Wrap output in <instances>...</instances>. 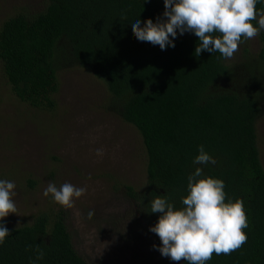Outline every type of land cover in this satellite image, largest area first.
<instances>
[{
  "label": "trees",
  "instance_id": "1",
  "mask_svg": "<svg viewBox=\"0 0 264 264\" xmlns=\"http://www.w3.org/2000/svg\"><path fill=\"white\" fill-rule=\"evenodd\" d=\"M256 8L264 11V3ZM163 11V0H49L45 11L3 24L5 76L19 100L53 111L59 70L78 65L93 73L111 94L113 111L142 136L148 185L127 187L125 194L147 230L159 216L149 213L152 197L167 195L182 208L187 176L201 167L205 176L224 181L226 202L243 201L248 221L246 242L230 254L213 253L206 264H264V167L257 134L264 115V31L258 57L246 55L234 66L219 52L195 56L199 41L191 33H178L175 47L166 50L138 41L131 18L155 22ZM199 145L214 165L192 163ZM5 225L11 236L0 245V264H91L75 250L63 212L42 213L29 226ZM38 251L42 259H36ZM157 256L155 264H188L158 250Z\"/></svg>",
  "mask_w": 264,
  "mask_h": 264
},
{
  "label": "rangeland",
  "instance_id": "2",
  "mask_svg": "<svg viewBox=\"0 0 264 264\" xmlns=\"http://www.w3.org/2000/svg\"><path fill=\"white\" fill-rule=\"evenodd\" d=\"M48 4L0 0V31L9 19L35 16ZM261 47L259 32L240 43L227 64L239 65L246 55L256 59ZM58 83L53 111L32 108L15 96L0 61V179L12 181L17 193V213L4 222L20 228L42 213L63 212L74 248L87 262L155 264L156 243L125 194L127 187L139 191L148 185L140 132L113 111L106 85L90 71L78 65L59 70ZM257 134L264 167V115ZM49 182L57 188L71 183L86 192L66 208L51 194L43 195Z\"/></svg>",
  "mask_w": 264,
  "mask_h": 264
},
{
  "label": "clouds",
  "instance_id": "3",
  "mask_svg": "<svg viewBox=\"0 0 264 264\" xmlns=\"http://www.w3.org/2000/svg\"><path fill=\"white\" fill-rule=\"evenodd\" d=\"M146 3L147 0H144ZM264 0H163L164 11L153 21L147 18L141 24L140 17L129 21L136 39L158 45L161 50L175 47L174 40L185 33L194 34L199 43L194 49L199 57L202 51L219 52L228 59L238 50V45L264 30V11L256 8ZM252 21L257 26H253ZM219 33V35H213ZM101 149H97L99 155ZM194 165L215 164V158L204 145L198 146ZM224 181L205 176L201 167H196L187 176V195L181 198L182 208H175L167 195H156L149 201L150 212L159 213L157 222L149 226L156 234L159 245L153 248L162 257L171 261L183 259L188 264H206L216 255L230 254L247 240L243 229L248 227L243 201L230 198L226 202ZM16 185L0 179V245L11 236L4 223L10 213H17L13 197L17 195ZM86 192L84 187L63 183L59 188L49 182L43 191L51 194L53 200L66 208H72L74 199ZM93 208H89L91 214ZM38 251L36 259L43 258Z\"/></svg>",
  "mask_w": 264,
  "mask_h": 264
}]
</instances>
